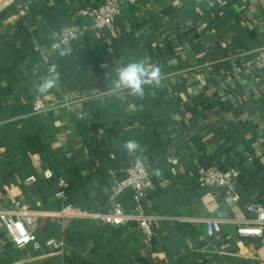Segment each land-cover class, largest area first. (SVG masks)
Masks as SVG:
<instances>
[{
	"label": "crops",
	"instance_id": "crops-1",
	"mask_svg": "<svg viewBox=\"0 0 264 264\" xmlns=\"http://www.w3.org/2000/svg\"><path fill=\"white\" fill-rule=\"evenodd\" d=\"M102 1L0 0L1 185L7 204L44 213L41 242L64 240L57 251L19 249L2 232L0 264H264V234L239 236L231 221L264 205V71L254 66L264 0H138L99 30L80 11ZM65 26L86 32L61 56L52 44ZM142 58L160 67L162 86L145 85L143 99L112 92L117 69ZM52 64L59 84L37 93ZM36 98L57 107L34 112ZM128 139L144 152L129 156ZM137 157L154 186L138 206L129 193L123 203L162 217L152 241L134 221L114 229L51 215L68 203L105 209L110 172L122 175ZM211 164L233 177L239 199L200 185ZM61 180L68 188L57 198ZM202 218L222 220L221 232L209 236Z\"/></svg>",
	"mask_w": 264,
	"mask_h": 264
},
{
	"label": "built area",
	"instance_id": "built-area-1",
	"mask_svg": "<svg viewBox=\"0 0 264 264\" xmlns=\"http://www.w3.org/2000/svg\"><path fill=\"white\" fill-rule=\"evenodd\" d=\"M138 0H103L102 3L89 10H81L80 14L86 13L91 20V26L99 29H114L117 20L122 11L137 3ZM86 30L74 26H65L59 34L60 43L64 48L71 49L85 34ZM111 54L117 52V49L109 47ZM255 68L264 71V47L257 54L254 62ZM34 112L49 111L57 107V104L49 102L42 98H36L32 102ZM83 117V115H80ZM114 158V155L111 156ZM138 158V159H137ZM125 169L124 173L117 176L113 171L110 173L115 178V183L111 187L107 207L105 209L95 208L92 210L83 209L72 203L65 204L59 211L51 215L60 218H87L98 222L99 224L108 225L118 228L137 222L138 228L145 235L146 239L152 241L155 235L154 224L162 219L149 213H140L135 210L128 211L123 203L126 193L135 206H138L149 194L154 186L153 174L142 157H137ZM53 174L50 171L44 173V178L50 179ZM29 180H35L30 178ZM61 189L56 192L57 198L65 195L68 184L61 180ZM200 185L202 187H212L221 190L224 194L239 199L236 184L233 177L226 171L216 165H209L202 174ZM8 193L4 186L1 185L0 179V233L6 232L12 239L14 245L19 248L32 247L39 249L46 247L52 250H60L64 246L63 239L54 237L48 238L41 242L38 235V221L44 215L43 212L33 210L22 204H7ZM247 210L255 214L252 219H234L231 220L236 225L239 236L242 237H261L264 234V205L255 201L247 205ZM206 224L209 236H215L222 230L223 221L216 218H202Z\"/></svg>",
	"mask_w": 264,
	"mask_h": 264
},
{
	"label": "clouds",
	"instance_id": "clouds-1",
	"mask_svg": "<svg viewBox=\"0 0 264 264\" xmlns=\"http://www.w3.org/2000/svg\"><path fill=\"white\" fill-rule=\"evenodd\" d=\"M53 34V39H55ZM52 47L59 50V55L67 56L70 54V49L62 48L61 43H53ZM147 58L139 59L135 62L128 63L119 67L116 72V79L112 81V92L120 90H128L130 95L143 99L145 85H153L155 87L162 86V72L156 63H147ZM60 82V73L57 70V65L52 64L48 69V74L42 77L41 81L35 88L37 93H48L56 87ZM135 108V105H131ZM124 148L129 156H132L138 150L143 153L144 149L140 142L136 139H128L124 143ZM138 159V158H137ZM154 174L159 175L158 170H154Z\"/></svg>",
	"mask_w": 264,
	"mask_h": 264
},
{
	"label": "trees",
	"instance_id": "trees-1",
	"mask_svg": "<svg viewBox=\"0 0 264 264\" xmlns=\"http://www.w3.org/2000/svg\"><path fill=\"white\" fill-rule=\"evenodd\" d=\"M111 227V226H110ZM114 228V227H113ZM115 229V228H114Z\"/></svg>",
	"mask_w": 264,
	"mask_h": 264
}]
</instances>
